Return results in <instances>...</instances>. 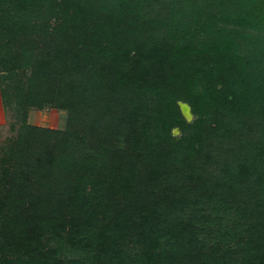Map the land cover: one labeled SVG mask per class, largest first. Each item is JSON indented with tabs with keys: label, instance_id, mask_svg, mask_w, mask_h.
<instances>
[{
	"label": "trees",
	"instance_id": "trees-1",
	"mask_svg": "<svg viewBox=\"0 0 264 264\" xmlns=\"http://www.w3.org/2000/svg\"><path fill=\"white\" fill-rule=\"evenodd\" d=\"M0 84V264H264V0H0Z\"/></svg>",
	"mask_w": 264,
	"mask_h": 264
},
{
	"label": "rangeland",
	"instance_id": "rangeland-1",
	"mask_svg": "<svg viewBox=\"0 0 264 264\" xmlns=\"http://www.w3.org/2000/svg\"><path fill=\"white\" fill-rule=\"evenodd\" d=\"M17 112V108L14 109L10 114L7 127L0 129V166L5 149L16 138V132H13L11 127L17 120ZM66 122L67 113L59 109L32 111L30 115L31 124L46 128L64 129Z\"/></svg>",
	"mask_w": 264,
	"mask_h": 264
},
{
	"label": "water",
	"instance_id": "water-1",
	"mask_svg": "<svg viewBox=\"0 0 264 264\" xmlns=\"http://www.w3.org/2000/svg\"><path fill=\"white\" fill-rule=\"evenodd\" d=\"M179 105H180V107L182 109V112H183V115L185 116V118L189 122H192L194 120V114L192 112L191 106L189 104H187V103H184V102H180ZM180 134H181L180 129H175L174 135L179 137Z\"/></svg>",
	"mask_w": 264,
	"mask_h": 264
},
{
	"label": "crops",
	"instance_id": "crops-1",
	"mask_svg": "<svg viewBox=\"0 0 264 264\" xmlns=\"http://www.w3.org/2000/svg\"><path fill=\"white\" fill-rule=\"evenodd\" d=\"M7 124H8V116L5 110L3 92L0 84V129L7 127Z\"/></svg>",
	"mask_w": 264,
	"mask_h": 264
}]
</instances>
